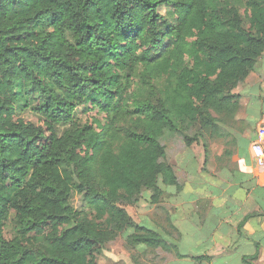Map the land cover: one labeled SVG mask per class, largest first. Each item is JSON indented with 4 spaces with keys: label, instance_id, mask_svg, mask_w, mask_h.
Wrapping results in <instances>:
<instances>
[{
    "label": "trees",
    "instance_id": "16d2710c",
    "mask_svg": "<svg viewBox=\"0 0 264 264\" xmlns=\"http://www.w3.org/2000/svg\"><path fill=\"white\" fill-rule=\"evenodd\" d=\"M263 57L264 0H0V264H95L131 231L133 264L181 257L127 207L182 192L169 146L223 138Z\"/></svg>",
    "mask_w": 264,
    "mask_h": 264
},
{
    "label": "crops",
    "instance_id": "0c3cea01",
    "mask_svg": "<svg viewBox=\"0 0 264 264\" xmlns=\"http://www.w3.org/2000/svg\"><path fill=\"white\" fill-rule=\"evenodd\" d=\"M248 95L223 138L176 153L182 192L167 188L161 209L150 198L135 206L147 204V218L138 224L157 228L177 245L181 257L170 255L161 264H264V179L252 150L264 126V101L260 93L255 100ZM171 224L175 237L168 234Z\"/></svg>",
    "mask_w": 264,
    "mask_h": 264
},
{
    "label": "rangeland",
    "instance_id": "374dc122",
    "mask_svg": "<svg viewBox=\"0 0 264 264\" xmlns=\"http://www.w3.org/2000/svg\"><path fill=\"white\" fill-rule=\"evenodd\" d=\"M163 14H165V11H163ZM252 75H251L252 76L251 80L249 82H247L245 85H243L242 87H240L239 90H237V91H241L242 95L244 93H246V95H248L251 92V94H249L248 96L251 95L250 98L252 100L257 99V96L260 93L262 95L261 99L264 101V91L263 92L258 91L259 84L260 85L262 83L264 84V57L258 63L256 70ZM80 110H82V112H83V108H80ZM82 112L79 113V118L83 122L93 123L95 120L104 121V119H105V115H100L98 110L90 111V112H86V113H82ZM21 117L25 118L26 121H30V122L35 123L38 126H43L42 123L40 122L39 118L36 116V113L34 111H27V112L23 113ZM47 135L49 136V134H47ZM207 142H209L211 144H215L216 139H210L207 137ZM179 147L180 146H178L176 143H173L169 146L168 152H169V161L170 162L174 163L176 161L175 155L177 152H179L178 151ZM150 196H151V193L146 191L144 193L142 200L149 199ZM144 204L147 205L146 202H144L143 205ZM73 205L77 211L80 212L83 210L84 205H83L82 199L80 197H75L73 199ZM145 205L143 206V208L127 207V211L129 213V215L133 218V220L135 222H140V221H143L145 219V217L147 218L145 213H143L145 211V207H147ZM160 213H161V211L159 210L157 213L149 214L150 215L149 217H151L152 215L157 216ZM14 233H15V230H14L13 222H8L6 224V227L4 230L5 237L8 239H11L14 236ZM130 233H132V231ZM130 233L127 232V234H130ZM127 234L125 232V233H123L122 236L125 238ZM123 237H120L115 242L107 244L104 247H100V245L97 246L94 243L90 244L89 248L87 250V253L89 254V256L86 257V260L87 261L92 260L95 264H133L130 256L136 254L137 250L133 251V250L128 249L126 247V241L124 240ZM159 254L161 256L162 255L165 256V254L163 252H159ZM149 259H151V256H148L146 258L145 257L140 258L141 262H143L144 264H147V262H149Z\"/></svg>",
    "mask_w": 264,
    "mask_h": 264
},
{
    "label": "built area",
    "instance_id": "2783aa9c",
    "mask_svg": "<svg viewBox=\"0 0 264 264\" xmlns=\"http://www.w3.org/2000/svg\"><path fill=\"white\" fill-rule=\"evenodd\" d=\"M252 150L255 159L262 170L264 179V126L258 129L257 140L254 143Z\"/></svg>",
    "mask_w": 264,
    "mask_h": 264
}]
</instances>
